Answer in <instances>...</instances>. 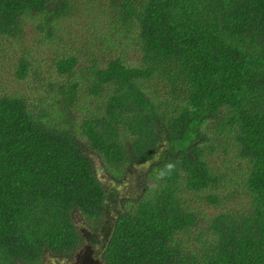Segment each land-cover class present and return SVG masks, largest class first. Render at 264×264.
Masks as SVG:
<instances>
[{
	"label": "trees",
	"instance_id": "trees-1",
	"mask_svg": "<svg viewBox=\"0 0 264 264\" xmlns=\"http://www.w3.org/2000/svg\"><path fill=\"white\" fill-rule=\"evenodd\" d=\"M101 172V264H264V0H0V264L84 248Z\"/></svg>",
	"mask_w": 264,
	"mask_h": 264
},
{
	"label": "rangeland",
	"instance_id": "rangeland-1",
	"mask_svg": "<svg viewBox=\"0 0 264 264\" xmlns=\"http://www.w3.org/2000/svg\"><path fill=\"white\" fill-rule=\"evenodd\" d=\"M11 82L15 87V82L13 80H11ZM101 177L105 181V185L109 186L107 226L98 233H90L86 231V229H82L86 243L84 248L79 250L72 258L47 259L44 264H101V252L105 247L110 234V228L112 227L114 218L118 212L117 203L122 197L132 191V185H130L127 180L123 183H114L109 185V178L105 172H101Z\"/></svg>",
	"mask_w": 264,
	"mask_h": 264
}]
</instances>
